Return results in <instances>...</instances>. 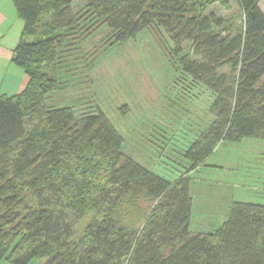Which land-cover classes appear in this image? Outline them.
Segmentation results:
<instances>
[{
  "label": "trees",
  "instance_id": "1",
  "mask_svg": "<svg viewBox=\"0 0 264 264\" xmlns=\"http://www.w3.org/2000/svg\"><path fill=\"white\" fill-rule=\"evenodd\" d=\"M214 1L230 0H87L79 11L74 0H14L24 25L12 61L28 82L18 93L0 92V260L264 264L262 202L234 199L216 229L191 228L189 173L222 141L264 139L262 0H235L243 13L236 31L206 12ZM89 22L107 24L120 42L147 26L166 32L175 52L191 41L181 69L193 86L212 91L213 118L183 150L189 165L178 177L168 179L128 153L124 136L101 109L78 116L72 105L47 102L60 86L68 34ZM141 196L151 209L130 227L117 207L125 197ZM89 210L95 213L78 234Z\"/></svg>",
  "mask_w": 264,
  "mask_h": 264
},
{
  "label": "rangeland",
  "instance_id": "2",
  "mask_svg": "<svg viewBox=\"0 0 264 264\" xmlns=\"http://www.w3.org/2000/svg\"><path fill=\"white\" fill-rule=\"evenodd\" d=\"M86 4L87 0H74L73 7L79 11ZM206 12L223 17L234 31L243 26L235 0L214 1ZM85 28L68 34L69 48L58 69L60 86L47 102L72 105L78 116L101 109L124 136L128 153L168 179L176 178L189 165L183 150L213 118L212 91L199 83L193 86L181 69L180 57L192 53L191 41H182L177 45L180 52H175L168 34L152 26L121 42L105 23L89 22ZM189 175L194 177L191 228L214 230L226 219L234 199L264 203V139L222 141ZM151 204L143 196L125 197L116 212L123 223L137 227ZM94 213L87 212L78 234ZM45 262L46 258H34L28 264ZM0 264L11 263L1 259Z\"/></svg>",
  "mask_w": 264,
  "mask_h": 264
},
{
  "label": "crops",
  "instance_id": "3",
  "mask_svg": "<svg viewBox=\"0 0 264 264\" xmlns=\"http://www.w3.org/2000/svg\"><path fill=\"white\" fill-rule=\"evenodd\" d=\"M261 6L264 9V0L261 1ZM23 25L24 21L17 11L14 0H0V92L2 93H18L28 82L25 70L17 69L12 61L13 51L20 40Z\"/></svg>",
  "mask_w": 264,
  "mask_h": 264
}]
</instances>
